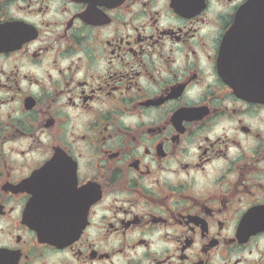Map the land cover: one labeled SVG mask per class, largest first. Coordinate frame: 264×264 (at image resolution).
<instances>
[{"label":"flooded vegetation","instance_id":"af4514ba","mask_svg":"<svg viewBox=\"0 0 264 264\" xmlns=\"http://www.w3.org/2000/svg\"><path fill=\"white\" fill-rule=\"evenodd\" d=\"M248 2L0 0V264H264Z\"/></svg>","mask_w":264,"mask_h":264},{"label":"water","instance_id":"95a60500","mask_svg":"<svg viewBox=\"0 0 264 264\" xmlns=\"http://www.w3.org/2000/svg\"><path fill=\"white\" fill-rule=\"evenodd\" d=\"M264 17V0H250L247 4H245L238 12L236 22L234 27L231 29L228 42L229 44L226 46L227 56L234 57L236 59L241 58L242 55L235 53L233 48H235V41L238 40V33L245 32L248 33L246 19L249 17ZM247 37L242 36L239 38L241 42L246 41ZM234 44V45H233ZM228 49L230 51H228Z\"/></svg>","mask_w":264,"mask_h":264}]
</instances>
